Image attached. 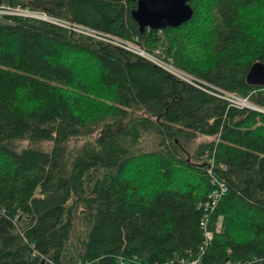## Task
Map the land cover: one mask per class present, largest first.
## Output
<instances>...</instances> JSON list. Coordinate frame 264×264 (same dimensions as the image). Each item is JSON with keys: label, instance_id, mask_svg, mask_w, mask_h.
<instances>
[{"label": "trees", "instance_id": "obj_1", "mask_svg": "<svg viewBox=\"0 0 264 264\" xmlns=\"http://www.w3.org/2000/svg\"><path fill=\"white\" fill-rule=\"evenodd\" d=\"M188 4L139 32L133 0H0L67 25L0 13V264H264V0Z\"/></svg>", "mask_w": 264, "mask_h": 264}, {"label": "water", "instance_id": "obj_2", "mask_svg": "<svg viewBox=\"0 0 264 264\" xmlns=\"http://www.w3.org/2000/svg\"><path fill=\"white\" fill-rule=\"evenodd\" d=\"M131 19L139 32L144 28L162 29L176 27L185 22L192 13L188 0H133ZM248 84L264 87V61L253 62L245 75Z\"/></svg>", "mask_w": 264, "mask_h": 264}, {"label": "built area", "instance_id": "obj_3", "mask_svg": "<svg viewBox=\"0 0 264 264\" xmlns=\"http://www.w3.org/2000/svg\"><path fill=\"white\" fill-rule=\"evenodd\" d=\"M1 11L14 13V14L15 13L16 14H25V15L36 17V18H39V19H42L45 21L59 23L57 20L49 18L40 12H30V11H25V10L21 11V10H18L17 8L10 9L9 11H6V10H1ZM59 24L67 26L65 23H59ZM72 29H74V28H72ZM76 31H79L83 34L89 35V36L96 38V39L110 41L114 44H117V42L111 41L102 35H99V34L94 33V32H88V31L82 30L79 27L76 29ZM124 48L135 53V54H137V55H139V56H141V57H143V58H145V59H147V60H149V61H151V62H153V63H155V64H157V65H159L160 67L164 68L169 73L179 77L180 79H183L185 81H189V79L186 76H184L182 73L176 71L172 67H170V66L166 65L165 63L159 61L158 58H156L154 55H152L150 53L145 52L143 49H140L139 47L133 46V45H124ZM222 97L232 106H235V107H248L249 106L248 102L244 98L238 97L237 95H235L233 93L224 92V93H222ZM243 101L245 104H243ZM213 196L214 195H211V197H213ZM201 225H203V222H201ZM204 235H205L206 239H209L211 237L210 232H205ZM189 264H198L197 259L192 260Z\"/></svg>", "mask_w": 264, "mask_h": 264}, {"label": "rangeland", "instance_id": "obj_4", "mask_svg": "<svg viewBox=\"0 0 264 264\" xmlns=\"http://www.w3.org/2000/svg\"><path fill=\"white\" fill-rule=\"evenodd\" d=\"M18 10H21V11H24L20 8H17ZM1 10H6V11H9L10 9L6 8V9H2L0 8V13L2 12ZM4 13H9V12H4ZM246 100V98H244ZM243 104L244 101H243ZM95 133H92L91 135H86V136H80V137H75V138H71L67 141L66 143V149L68 152H74L83 142L85 141H88V140H91L93 139ZM198 139V138H197ZM202 139H205L204 137H199V139L197 140V142H199L200 140ZM154 138L151 136V135H144L141 142H140V145L141 147H143V149H150L153 147V144H154ZM196 142V143H197ZM26 142L23 141L21 142L19 145H24ZM194 143H192V147L190 146V144L187 145V143L185 144L186 148L189 149V151H193L194 149ZM50 146L49 142H44L41 144V147L42 148H45V149H48ZM79 216V214H77V217ZM75 229H79V222L76 221L75 222Z\"/></svg>", "mask_w": 264, "mask_h": 264}]
</instances>
